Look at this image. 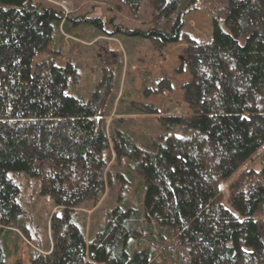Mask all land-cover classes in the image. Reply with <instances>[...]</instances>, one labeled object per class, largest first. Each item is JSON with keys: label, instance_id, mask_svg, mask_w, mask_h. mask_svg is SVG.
Wrapping results in <instances>:
<instances>
[{"label": "trees", "instance_id": "obj_1", "mask_svg": "<svg viewBox=\"0 0 264 264\" xmlns=\"http://www.w3.org/2000/svg\"><path fill=\"white\" fill-rule=\"evenodd\" d=\"M120 2L132 12L147 2V24L107 30L100 16H65L40 0H0V264L18 256L22 235L30 240L19 221V174L38 181L39 193L63 209L51 215L47 248H31L29 264H264V152L258 169L238 171L264 145V0ZM198 6L213 18L204 43L182 32ZM73 19L104 37L122 36L129 53L145 40L163 52L183 38L178 72L185 67L190 76L181 86L187 110L161 115L156 105L134 101L166 131L146 144L111 131L120 50L95 40L109 65L88 98L69 93L79 63L69 55L59 65L56 43L61 31L76 37ZM49 46L53 55L34 63ZM139 90L146 99L170 97L174 85L145 72ZM125 169L140 177L142 194L108 210L87 243L91 222L83 208L113 194ZM229 177L224 197L220 184Z\"/></svg>", "mask_w": 264, "mask_h": 264}, {"label": "rangeland", "instance_id": "obj_2", "mask_svg": "<svg viewBox=\"0 0 264 264\" xmlns=\"http://www.w3.org/2000/svg\"><path fill=\"white\" fill-rule=\"evenodd\" d=\"M47 6L62 11L65 16L77 17L86 14L94 17L103 18L105 29L110 30L114 25L117 27L127 26L131 28L143 27L149 20L150 6L145 2L137 12L130 11L126 6L121 5L120 0H40ZM121 5L122 8H119ZM212 12L205 7L198 6L191 10L184 17L183 33H187L198 43L208 42L212 38ZM70 30L76 37L64 34L63 40L58 37L56 45L62 46V54L56 57L59 65H65L69 55L73 61L78 64V81L70 83L69 93L89 97L90 92L95 89L97 83L102 79L104 70L109 63L99 56V52L93 46L95 40L107 41L114 49L120 50L122 58V69L114 71L112 96L117 95V100L113 105L112 117L108 119L111 122V131L122 130L130 133L140 142L154 137L156 134L165 132V127L153 115L142 113L134 101L154 104L158 107L160 114H182L187 110L183 102V93L181 86L190 79L187 69L179 73L180 67L179 53L184 49L186 43L183 38L177 43L167 46L163 52L155 51L148 40H145L142 47L136 52H128V43L120 35L102 36L100 30L93 24L74 23V19L69 21ZM75 46V47H74ZM74 47V48H73ZM52 54L51 46L41 52L34 58V63L43 61ZM148 72L152 78L168 77L174 85V92L170 97L151 96L144 98L140 95L142 83V73ZM112 119V121H111ZM109 130V129H108ZM175 132L181 133L180 130ZM264 152V145L260 146L251 158L242 164L238 171L246 168H256L261 166V154ZM114 161V153L110 149L109 162ZM124 180L115 178L113 194L105 196L100 204L93 207L92 203H87L83 211L87 213V224L91 222L90 232L88 227L86 232L87 243L94 239L99 231L98 223L104 224L108 210L125 203L137 202L138 194H142L140 186V177L134 174H128V171L122 170ZM236 174V172L234 173ZM20 185L21 193L19 201L23 206V212L19 217L20 224L24 225L29 234L30 240L22 235L20 251L17 257H11L7 264H15L17 260L21 264H29V253L31 248L46 249L50 241L49 221L52 214L59 215L62 208H53L50 201L39 193V182L29 178L24 174L13 175ZM231 177L223 180L220 184V191L224 197L228 194ZM225 202V201H224ZM226 204V202H225ZM231 208V207H229ZM232 209V208H231ZM91 220V221H90ZM78 224L82 223L77 220ZM2 226H0L1 228ZM17 232L19 230H16ZM36 246V247H35ZM161 264H174L173 262H162Z\"/></svg>", "mask_w": 264, "mask_h": 264}, {"label": "water", "instance_id": "obj_3", "mask_svg": "<svg viewBox=\"0 0 264 264\" xmlns=\"http://www.w3.org/2000/svg\"><path fill=\"white\" fill-rule=\"evenodd\" d=\"M62 214V211H59V215H61Z\"/></svg>", "mask_w": 264, "mask_h": 264}]
</instances>
